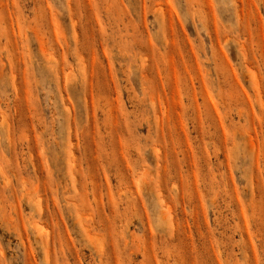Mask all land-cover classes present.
Returning a JSON list of instances; mask_svg holds the SVG:
<instances>
[{
	"label": "rangeland",
	"instance_id": "1",
	"mask_svg": "<svg viewBox=\"0 0 264 264\" xmlns=\"http://www.w3.org/2000/svg\"><path fill=\"white\" fill-rule=\"evenodd\" d=\"M0 264H264V0H0Z\"/></svg>",
	"mask_w": 264,
	"mask_h": 264
},
{
	"label": "bare ground",
	"instance_id": "2",
	"mask_svg": "<svg viewBox=\"0 0 264 264\" xmlns=\"http://www.w3.org/2000/svg\"><path fill=\"white\" fill-rule=\"evenodd\" d=\"M171 212V211H170Z\"/></svg>",
	"mask_w": 264,
	"mask_h": 264
}]
</instances>
